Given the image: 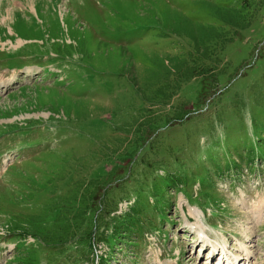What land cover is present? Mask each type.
I'll return each mask as SVG.
<instances>
[{"label":"rangeland","instance_id":"374dc122","mask_svg":"<svg viewBox=\"0 0 264 264\" xmlns=\"http://www.w3.org/2000/svg\"><path fill=\"white\" fill-rule=\"evenodd\" d=\"M215 6L242 7L241 0H0V264L56 259L39 250L17 258L23 244L56 236L48 226L40 236L22 230L26 215L53 222L61 215L48 214V189L75 191L73 164L121 146L136 152L129 168L141 172L113 196L132 198L121 200L113 220L90 224L91 233L84 227L53 243L69 245L67 264L75 256L77 264H216L221 250L212 255L198 243L197 221L211 245L240 258L245 248L246 264H264V8L225 46L213 78L178 86L170 73L175 63L191 66L180 25L219 27ZM169 89L177 94L163 101ZM154 92L162 93L152 100ZM126 213L135 230L115 218ZM74 214L52 228L78 224Z\"/></svg>","mask_w":264,"mask_h":264},{"label":"trees","instance_id":"16d2710c","mask_svg":"<svg viewBox=\"0 0 264 264\" xmlns=\"http://www.w3.org/2000/svg\"><path fill=\"white\" fill-rule=\"evenodd\" d=\"M257 2V10H254L253 14L248 17V13H244V10H246V5ZM241 6L242 7H240L239 9L215 6L213 13H211V16L220 24L219 27L198 24L194 25L192 22L190 23V21H183L184 23L181 24L180 27H182L186 31L185 39L189 41L191 47V49H188L189 53L187 56V60L189 61L191 66L186 65V63L184 62H181V65L180 63H175V68L170 73H172L173 76L176 75V79L174 80V82H177L178 86H180L183 82H187L188 80L196 77H201L202 79L208 77L213 78L216 73L218 64L221 62L220 58L225 46L231 43L242 30L250 27L254 18L262 11L261 9L264 8V0H241ZM182 66L185 68L184 75H181L177 70L180 67L182 68ZM161 93L162 92H154L152 100L156 98V94ZM176 94V90L169 89L168 94H163L162 100L165 101L167 99H172L176 96ZM182 112H180V114ZM145 133H147V131H143L141 136H143V134ZM121 147H115L106 152H104L103 149L95 150L87 159L83 160V164H73L74 166L72 167L77 168L75 170H72L76 179L74 182H72L71 187L74 185L76 187L75 191H72L70 193L69 189L67 194L62 197L60 194H56L54 190L48 189L49 193L52 194V196L49 198L50 201L48 203L47 212L49 215L55 213L61 215L57 216L53 222L63 225V223H61L62 220L70 217L72 211H74L75 219H78L79 223L77 224L72 222L68 225L67 229L64 232L63 230L61 232V230L57 229L56 227V229L52 228L54 223L49 220L48 216L46 215H26L27 217L25 218L24 225L28 226V229H22L19 227L20 229L32 231V233L35 235L39 233L38 236H40L45 229L44 227L48 226L50 230L54 231L56 236L55 239H52V237H43V239H41L43 245H38V247L36 248H28L22 245L21 247L23 248V253L17 258L22 257L23 255H28L34 250H39L48 254L53 253L57 255L56 259L48 260V264H58L60 259L64 256L65 258L62 259L60 264H67L69 262V259H66V255L71 252L69 245L53 243L65 242L68 235L76 236L78 233L84 232V227H87L86 230L88 231V233H91V227L89 226L90 224H97L98 220L100 222H103L107 219L106 217L111 218L112 214L118 211L117 205L122 203V199L128 198L129 200L130 198H132V196L128 194L127 190L125 191L127 193H125V195H122L121 198L118 197L115 199L113 196V193L115 191H118V193L119 191H121V187L119 186L121 183H125L124 185L127 186L128 183L135 182L136 180L134 181V177H132L133 173L138 177V173L141 172L139 169H137L135 172L133 170L130 171L129 168L130 164L133 162L136 156V152L134 151L133 153H131L128 152L127 149L120 152ZM125 160L128 161L127 166L123 165ZM106 164L111 166L109 170L104 169ZM79 168H81V170ZM90 169H92V171L97 170V173H94L96 177L93 178L92 176L87 175L83 178L82 173L86 171L87 174ZM121 170H123L124 172L123 175L120 174ZM67 178L68 175L63 179ZM125 178H128V180L126 181ZM114 181L115 183L119 184L117 186L113 185ZM56 191L58 192V190ZM77 197H80L81 202H79ZM72 204H74V206L70 207L68 210L66 207H69ZM106 207H108L109 209H107ZM115 218L124 220L125 222L133 225L132 214L130 213H126L123 216H118ZM110 220L113 219L111 218ZM49 223L51 224L50 226ZM134 225L133 226L135 230V227H138V223L134 222ZM101 226L103 227L105 226V224L100 225L98 228L100 229ZM60 233L63 237H65L64 239H60L58 237V235L61 236ZM141 234L142 230L139 231V235ZM84 240L85 238L82 241ZM44 241H46L47 243ZM45 244H47V246ZM79 247H85L89 250L91 249L90 245L83 243ZM72 260L77 264L79 263L80 258H77L75 256Z\"/></svg>","mask_w":264,"mask_h":264},{"label":"bare ground","instance_id":"6f19581e","mask_svg":"<svg viewBox=\"0 0 264 264\" xmlns=\"http://www.w3.org/2000/svg\"><path fill=\"white\" fill-rule=\"evenodd\" d=\"M193 216L199 218L197 214H193ZM200 222L201 221H197V224H195V226H194L195 228H197L196 230H198L197 233H196V230L195 229H194V231H195V233L197 235V240H199L200 243L204 247H208L207 244H210V238L207 235L206 231H203V227L201 226V223ZM210 246L212 247L213 245H210ZM215 248L216 247L213 246V248H212L213 251H215ZM244 249L243 248H242V250L240 249L242 251L243 255H244L243 258L239 259L240 257H233L232 259H229L228 256H227V254H226V252H224V249L221 248L220 256H219V261L221 262V264H223L224 262H228V261L230 262L229 264H246V262H248L250 260L251 255L249 254L248 251H247L248 253H246V249L245 250ZM213 253L214 252H212V254ZM246 254H247L248 257H246Z\"/></svg>","mask_w":264,"mask_h":264}]
</instances>
